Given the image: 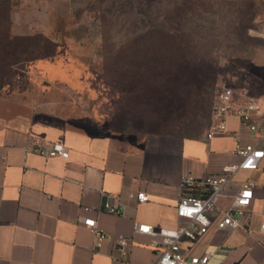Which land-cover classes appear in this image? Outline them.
Returning <instances> with one entry per match:
<instances>
[{"label": "crops", "instance_id": "obj_1", "mask_svg": "<svg viewBox=\"0 0 264 264\" xmlns=\"http://www.w3.org/2000/svg\"><path fill=\"white\" fill-rule=\"evenodd\" d=\"M24 1L31 7L12 12V35H46L65 49L68 43L57 38L68 28L57 18L65 14L62 2L73 7L74 0ZM55 56L33 61L40 86L23 101L0 99V264H152L154 237L135 233V223L176 227L181 181L220 173L236 159L237 142L255 137L236 116L227 119V133L209 139L207 131L195 137L107 132L75 99L84 96L86 78L65 69L62 51ZM254 97L264 105V94ZM58 140L69 157L32 149ZM244 180L254 184V196L242 227L218 230L213 224L196 241H184L189 255L213 252L209 264H264V158L258 169L233 175L218 205L229 208ZM140 190L148 201L130 197ZM88 216L108 238L97 242L79 220ZM120 236L130 237L128 248L117 243Z\"/></svg>", "mask_w": 264, "mask_h": 264}, {"label": "rangeland", "instance_id": "obj_2", "mask_svg": "<svg viewBox=\"0 0 264 264\" xmlns=\"http://www.w3.org/2000/svg\"><path fill=\"white\" fill-rule=\"evenodd\" d=\"M97 1L74 0L73 7L68 1L62 2L65 14L57 22L68 29L57 39L68 45L65 49L57 48L56 56L62 51L68 58L65 69L86 78L84 96L75 99L81 104L82 113L95 118L107 132L195 137L204 134L211 123V107L219 85L244 87L253 96L264 94V21L259 20L264 13V0H205V7L188 13L184 30L196 57L193 60L200 62L205 57L213 62L216 79L204 92L179 97L161 113L151 105L137 103L141 91L128 88L127 81L117 82L116 65L112 63L129 36L147 29L134 31L129 26L131 20L126 23V17H121L107 34H102L100 20L96 18ZM29 7L24 0H14L13 11ZM149 44L143 38L139 46L145 51ZM27 51L30 56L47 53L41 46L29 47ZM35 60L0 62L1 100L18 103L25 99L28 90L40 86L34 75ZM134 78L140 77L131 78L136 83ZM69 83L72 88L77 86L74 81ZM123 86L129 91H122Z\"/></svg>", "mask_w": 264, "mask_h": 264}, {"label": "trees", "instance_id": "obj_3", "mask_svg": "<svg viewBox=\"0 0 264 264\" xmlns=\"http://www.w3.org/2000/svg\"><path fill=\"white\" fill-rule=\"evenodd\" d=\"M13 6L14 0H0V62L9 60L18 63L44 56H55L58 44L46 35H12ZM205 6V0L96 2L95 10L98 13L96 18L100 20L102 34H107L121 17H126V23L131 20L129 26L131 25L134 31L141 27L147 29L145 32L129 36L126 44L112 59V63L116 65L114 73L117 82L127 81L128 88L141 91L137 103L151 105L161 113V110L165 111L174 105L175 99L186 94L199 95L215 82L213 62L207 61L205 57H202L200 62L193 60L196 57L193 56L192 45L184 30L188 13L197 12L200 7ZM143 38L150 43L145 51L139 46ZM40 46L45 47L47 53L30 56L27 49L29 47L36 49ZM149 72L153 75L151 76ZM144 75L148 77L145 79ZM133 77L140 78H134L135 83L130 81ZM122 91L127 92L129 89L123 86Z\"/></svg>", "mask_w": 264, "mask_h": 264}, {"label": "built area", "instance_id": "obj_4", "mask_svg": "<svg viewBox=\"0 0 264 264\" xmlns=\"http://www.w3.org/2000/svg\"><path fill=\"white\" fill-rule=\"evenodd\" d=\"M261 19L264 21V13L259 20ZM231 116L239 118L242 125L252 132L255 141L242 143L239 140L234 150L236 159L225 164L220 173L207 175L202 179L190 176L181 181L184 192L176 204V214L179 218L176 227L156 228L150 223H135V233L154 237L151 245L157 250V258L152 264H209L213 252L189 255L184 248V241H196L213 224L218 230L233 231L242 227V217L247 213L254 196V184L249 180H244L239 191L233 196L231 206L225 210L219 208L218 201L223 189L235 173L240 170L258 169L264 158V105L244 87L219 85L215 92L212 122L206 132V138L227 133V119ZM32 149L47 157L67 158L70 154L69 149L61 140L50 144L38 142ZM130 197L136 198L139 202L149 200L148 194L143 190L131 192ZM106 206L111 212H119L109 203ZM79 220L95 234L98 243L109 237V234L99 227L95 217H80ZM262 228L264 229V221ZM116 241L122 249L128 248L131 243L128 236H120Z\"/></svg>", "mask_w": 264, "mask_h": 264}]
</instances>
